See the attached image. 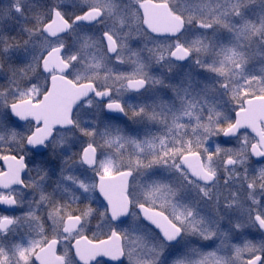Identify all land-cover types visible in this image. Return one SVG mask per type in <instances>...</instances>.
<instances>
[{"label":"snow or ice","instance_id":"snow-or-ice-1","mask_svg":"<svg viewBox=\"0 0 264 264\" xmlns=\"http://www.w3.org/2000/svg\"><path fill=\"white\" fill-rule=\"evenodd\" d=\"M0 264H264V0H0Z\"/></svg>","mask_w":264,"mask_h":264}]
</instances>
